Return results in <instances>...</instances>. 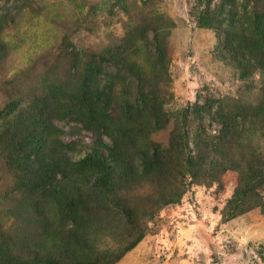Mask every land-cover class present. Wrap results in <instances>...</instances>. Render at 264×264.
<instances>
[{
  "label": "trees",
  "instance_id": "16d2710c",
  "mask_svg": "<svg viewBox=\"0 0 264 264\" xmlns=\"http://www.w3.org/2000/svg\"><path fill=\"white\" fill-rule=\"evenodd\" d=\"M235 1L222 0V12L215 19L222 34L220 57L234 63L244 79L260 74L258 105L237 102L229 107L215 98L189 105L177 113L181 122L170 148L143 144L145 148L134 150V160L124 158L129 146L138 144L142 118H155L156 130L164 125L155 90L157 83L169 79L170 69L163 33L155 30L149 41L146 35H138L139 28L131 27L115 54L89 49L74 53L72 81L51 84L46 97L32 103L27 120L14 118L0 131V141L7 142L9 149L3 158L18 179L20 217L34 226L30 232H26L27 225L25 231L19 230L24 238L21 252L14 249L9 231L0 230V264H115L145 235L138 209L123 202L120 192L143 179L172 184L168 177L176 180L175 165L181 167L177 171L181 177L190 175L200 183H215L225 173H237L238 184L228 205L232 217L264 209V152L260 148L264 140V12L256 14L257 22L249 31ZM6 16L0 14V61L7 50L2 38ZM137 39L144 43L136 46ZM23 103L24 99L14 100L0 120L14 115ZM58 122L71 125L69 131ZM193 126L198 128L191 134ZM84 131L92 135L85 151L75 140L63 138H75ZM172 154L170 162L167 156ZM182 194L174 196L179 200ZM174 196L162 191L154 205H168ZM113 209L122 215L134 238L116 249L101 247L91 236V230L104 234L111 230L102 215ZM33 236L36 240L31 243Z\"/></svg>",
  "mask_w": 264,
  "mask_h": 264
},
{
  "label": "rangeland",
  "instance_id": "374dc122",
  "mask_svg": "<svg viewBox=\"0 0 264 264\" xmlns=\"http://www.w3.org/2000/svg\"><path fill=\"white\" fill-rule=\"evenodd\" d=\"M221 3L222 0H0V14L8 16L2 32L7 50L0 61V115L5 116L14 100L24 99L14 115L0 120V131L14 118L27 120L32 103L46 97L51 84L72 81L76 70L74 53L89 49L96 54H115L131 27L139 28L138 35H146L149 41L155 30L163 33L170 69L169 79L157 83L155 90L164 125L156 130L155 118H142V132L136 134L138 144L129 146L124 158L133 159L134 150L143 144L170 148L174 130L181 122L177 113L189 105H203L210 98L220 99L229 107L237 102L258 105L260 74L244 79L234 63L220 57L222 34L215 19L222 12ZM235 4L251 31L258 19L256 14L264 12V0H236ZM143 43V39H137L136 46ZM91 59L89 56L88 62ZM58 126L65 131L71 127L65 122H58ZM196 128L191 127L189 133H195ZM63 138L66 142L75 140L84 151L92 142V135L86 131L75 138ZM6 144L0 141V230L9 231L14 249L21 252L24 238L19 236V230H26L27 221L20 217L18 179L3 158V153L9 151ZM260 146L264 152L263 139ZM169 156L167 160L173 161L174 155ZM180 168L175 165L172 172L176 180L168 177L172 184L143 179L120 192L123 202L138 209L145 235L115 264H264V209L257 207L234 217L229 214L238 174L228 172L215 183H200L190 175L181 177L177 172ZM162 191L170 197L179 191L183 194L179 200L174 196V202L159 207L154 204ZM261 192L264 198V187ZM114 209L102 211V217L109 222L107 229L111 228L108 233L91 230L92 238L101 247L116 249L134 239L122 215ZM27 226L30 229L26 232L34 228ZM29 240L33 243L36 237ZM215 248L224 253L218 252L213 259Z\"/></svg>",
  "mask_w": 264,
  "mask_h": 264
},
{
  "label": "water",
  "instance_id": "95a60500",
  "mask_svg": "<svg viewBox=\"0 0 264 264\" xmlns=\"http://www.w3.org/2000/svg\"><path fill=\"white\" fill-rule=\"evenodd\" d=\"M218 252H219V253H224L223 250H219V249H216V248H215L214 251H213V253H212V258H213V259L217 258V255H218L217 253H218Z\"/></svg>",
  "mask_w": 264,
  "mask_h": 264
}]
</instances>
